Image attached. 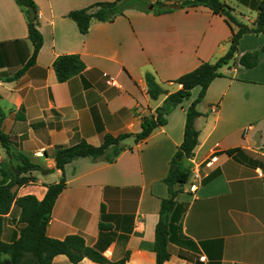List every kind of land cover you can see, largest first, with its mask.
<instances>
[{
	"label": "crops",
	"instance_id": "obj_1",
	"mask_svg": "<svg viewBox=\"0 0 264 264\" xmlns=\"http://www.w3.org/2000/svg\"><path fill=\"white\" fill-rule=\"evenodd\" d=\"M113 1L34 0L44 43L29 64L34 44L28 13L16 0H0V128L42 168L32 172L35 182L18 188V196L43 199L47 185L61 180L57 147L83 139L98 146L107 134L140 132L143 118L155 115L167 97H150L147 74L171 93L180 88L175 79L202 62H216L230 48L231 27L207 6L162 14L153 5L150 11L129 8L113 21L92 19L86 34L69 16L73 10ZM147 1L166 5L184 0ZM225 1L240 21L253 24L258 0ZM263 46L264 34L243 35L234 59L220 68L221 76L197 104L199 143L183 165L199 166L203 178L190 192L191 178L176 198L171 257L164 264H264ZM253 52L259 53L256 66L240 63L245 53ZM63 54L80 55L86 67L60 82L53 64ZM110 78L115 84L107 83ZM200 89L195 87L189 101L171 111L166 124L148 138L123 140L116 161L81 157L68 163L67 185L47 234L56 239L80 234L108 259L117 261L129 253L126 264H156V225L161 202L170 195L165 178L184 139L187 108ZM17 163L0 141V182L1 168L9 171ZM18 217L13 206L5 218V241L19 236ZM53 264L72 263L60 254ZM78 264L100 263L85 257Z\"/></svg>",
	"mask_w": 264,
	"mask_h": 264
},
{
	"label": "trees",
	"instance_id": "obj_2",
	"mask_svg": "<svg viewBox=\"0 0 264 264\" xmlns=\"http://www.w3.org/2000/svg\"><path fill=\"white\" fill-rule=\"evenodd\" d=\"M16 1L24 6L28 13L29 37L34 44V52L29 61L31 64L34 63L44 40L38 28L37 17L31 18L29 15V7H35L34 0ZM256 2L257 17L253 24L249 25L238 19L234 14V8L225 0H184L182 4L185 7L207 6L214 13L224 16L233 32L227 53L216 62H202L194 70L175 79L173 82L176 85L181 84L182 87L171 93H168L153 74H147L146 81L150 97L158 99L162 94H167L163 104L156 109V114L144 117L142 130L136 134L123 133L118 136L107 134L98 146L83 139L70 146L57 147L54 153L56 167L63 172V175L59 182L47 185V192L43 199H38L32 194L18 196V188L35 182L36 177L32 172L42 170V168L40 165L32 163L22 151L16 149L9 136L0 128L1 143L6 148L10 159L15 158L18 161L9 171L1 168L4 177L0 182V264H53L55 256L60 254L66 255L72 264H78L85 257L100 264H126L130 256L129 253L117 261L108 259L95 247L89 246L80 234H71L64 239L52 238L47 234L56 201L67 185L64 174L65 166L81 157L102 158L107 162L116 161L124 150L123 140L131 136L135 137L136 142L148 138L157 127L166 124L167 115L189 99L195 87L200 86L198 96L187 108L184 139L170 162V170L165 178L170 195L161 202L160 217L156 225L155 242L152 247L156 253V264H164L170 259L171 253L168 245L172 239L174 228L171 214L177 205L178 194L183 191L191 179V168L184 167L183 162L194 155V150L199 143L200 132L195 123L201 113L197 109V104L205 97L213 80L221 76L220 68L234 59L243 35L247 33L264 34V0ZM150 5L154 6L153 11L156 14L169 11L162 2L151 4L147 0H115L113 2H98L86 8L73 10L69 16L77 23L81 33L86 34L94 18L100 21H113L129 8L150 11ZM262 50L264 51V46ZM258 59V52L245 53L240 58V63L247 67H254L258 63ZM53 65L60 82H65L71 77L81 74L86 67L78 54L59 55ZM20 74L21 71L12 78ZM2 118L0 113V123ZM13 206L19 209L20 229L19 236L8 242L3 239V231L6 215L10 213ZM102 211H105V205H102Z\"/></svg>",
	"mask_w": 264,
	"mask_h": 264
},
{
	"label": "built area",
	"instance_id": "obj_3",
	"mask_svg": "<svg viewBox=\"0 0 264 264\" xmlns=\"http://www.w3.org/2000/svg\"><path fill=\"white\" fill-rule=\"evenodd\" d=\"M108 84H115L113 78H110L109 80H107ZM180 88L182 87L181 84H179ZM249 126L245 128V131L247 132L249 130ZM214 160V157L211 159L210 162H208L209 164L212 163V161ZM191 178H192V183L189 187V191L190 192H194L197 190L198 188V183L199 181L203 178L202 173H201V169L200 167H194L191 169Z\"/></svg>",
	"mask_w": 264,
	"mask_h": 264
},
{
	"label": "water",
	"instance_id": "obj_4",
	"mask_svg": "<svg viewBox=\"0 0 264 264\" xmlns=\"http://www.w3.org/2000/svg\"><path fill=\"white\" fill-rule=\"evenodd\" d=\"M165 7L167 9H179L182 8L183 5L181 3H170V4H166ZM151 8H153V6H151ZM29 11H30V16L31 18H34L36 16V12L34 10V7H29Z\"/></svg>",
	"mask_w": 264,
	"mask_h": 264
},
{
	"label": "rangeland",
	"instance_id": "obj_5",
	"mask_svg": "<svg viewBox=\"0 0 264 264\" xmlns=\"http://www.w3.org/2000/svg\"><path fill=\"white\" fill-rule=\"evenodd\" d=\"M194 93V92H193ZM191 95H192V92H191ZM189 101V99L188 100H186L185 102H188Z\"/></svg>",
	"mask_w": 264,
	"mask_h": 264
}]
</instances>
